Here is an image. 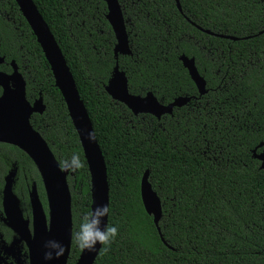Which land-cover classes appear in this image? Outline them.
<instances>
[{
	"label": "trees",
	"instance_id": "16d2710c",
	"mask_svg": "<svg viewBox=\"0 0 264 264\" xmlns=\"http://www.w3.org/2000/svg\"><path fill=\"white\" fill-rule=\"evenodd\" d=\"M58 43L105 160L110 215L118 228L93 264H264V169L250 154L264 138V0H119L131 55H118L128 89L163 104L190 101L159 119L134 115L104 89L115 64V37L103 0H33ZM194 23V24H193ZM234 35L238 40L217 37ZM248 38H243L247 37ZM0 70L14 60L26 98L45 109L30 122L58 162L78 153L84 167L67 176L73 231L90 212V178L81 145L49 65L14 0H0ZM194 57L207 92L197 89L179 56ZM16 168L14 193L29 210L40 175L25 152L0 142L4 177ZM161 200L162 242L140 198V178ZM73 233V232H72ZM80 249L71 240L67 264Z\"/></svg>",
	"mask_w": 264,
	"mask_h": 264
},
{
	"label": "water",
	"instance_id": "95a60500",
	"mask_svg": "<svg viewBox=\"0 0 264 264\" xmlns=\"http://www.w3.org/2000/svg\"><path fill=\"white\" fill-rule=\"evenodd\" d=\"M14 1L42 50L49 65L54 85L63 98L68 116L77 133L90 178V211L99 205H109V186L105 160L97 139L95 141L88 139V133L93 130V125L79 96L75 80L62 51L33 0ZM103 1L107 9L105 18L116 41L113 47L115 64L104 86L105 92L113 100L124 104L134 115L139 113L150 114L157 119L164 114H172V110L176 107L186 105L191 97L178 96L171 102L163 104L151 91L144 95L130 93L125 71L118 64V55H131L124 12L119 0ZM175 2L178 10L181 11L179 0H175ZM197 28L217 37L230 40L239 39L234 35L215 33L199 26ZM262 32L264 29L258 33ZM4 60V55L0 53V65L4 63ZM179 60L186 68L198 95L205 94L207 92L206 81L199 74L194 57L181 54ZM9 64L11 66L9 73L0 70V142L18 147L32 160L43 184L47 212L44 211L39 200L35 183H32L28 193L32 218L31 233L28 220L23 217L18 197L12 189L15 176V169L13 168L5 175L2 187L4 221L17 234L19 240L25 241L28 248L29 264H67L73 232L71 194L67 183V176L71 172L60 170L59 162L48 143L30 122L32 113H42L45 109L41 94L30 102L26 98V81L23 75L18 70L14 60H11ZM254 155L260 160L259 168L264 169V154ZM47 188L50 190L53 202V213L49 204ZM139 191L145 212L152 216L160 239L165 242L159 227L162 215L161 200L148 181V170H145L140 178ZM107 218L108 216L103 218L104 224H107ZM50 224L52 231L50 238L46 240ZM49 240L62 243L66 247L64 255L58 259L45 260L44 253L47 250L45 243ZM101 246L97 243L95 251L80 250L74 264H93Z\"/></svg>",
	"mask_w": 264,
	"mask_h": 264
},
{
	"label": "clouds",
	"instance_id": "9594fccd",
	"mask_svg": "<svg viewBox=\"0 0 264 264\" xmlns=\"http://www.w3.org/2000/svg\"><path fill=\"white\" fill-rule=\"evenodd\" d=\"M96 132L93 129L88 133V139L95 141ZM60 170L65 172H76L85 165L80 159L78 153H73L70 159L59 162ZM111 208L109 205L96 206L92 211L82 217L79 229L73 231L72 241L79 247L81 251H95L97 243L105 246L102 250L107 251L108 246L114 241L118 235V228L112 224H104V217L109 216ZM102 224L104 225L102 227ZM47 249L44 253L45 260L58 259L64 255L66 247L56 240H49L45 243Z\"/></svg>",
	"mask_w": 264,
	"mask_h": 264
},
{
	"label": "flooded vegetation",
	"instance_id": "af4514ba",
	"mask_svg": "<svg viewBox=\"0 0 264 264\" xmlns=\"http://www.w3.org/2000/svg\"><path fill=\"white\" fill-rule=\"evenodd\" d=\"M4 62H5V60H4ZM0 94H1V89H0ZM250 154H252L253 158L258 160L259 165H260V160L256 157H254L255 156L254 154H256V155L264 154V138L259 140L258 143L253 148L250 149ZM14 169H15V174H16V168H14ZM14 182H15V176H14V180H13V186H14ZM13 186H12V189H13ZM31 186L28 189V193L31 189ZM13 192H14V190H13ZM16 196L18 197L17 194H16ZM27 196H28V194H27ZM18 200H19V206H20V209L22 211L23 217L28 220V227L32 233V222H31L32 218H31L29 196H28L29 210L26 207H24V208L22 207L21 200L19 197H18ZM18 238L19 237L17 236V234L14 233L6 225V223L4 221V213H3V209H2V189H1V199H0V264H29L27 245H26L25 241L19 240ZM5 246H7V247H5ZM16 247H17L18 251H16Z\"/></svg>",
	"mask_w": 264,
	"mask_h": 264
},
{
	"label": "bare ground",
	"instance_id": "6f19581e",
	"mask_svg": "<svg viewBox=\"0 0 264 264\" xmlns=\"http://www.w3.org/2000/svg\"><path fill=\"white\" fill-rule=\"evenodd\" d=\"M47 191H48V196H49V204H50V207H51V211L53 213V202H52V198H51V194H50V190L49 188H47ZM51 224H52V221H51ZM50 224V229L46 235V240H48L50 238V235H51V231H52V226Z\"/></svg>",
	"mask_w": 264,
	"mask_h": 264
},
{
	"label": "rangeland",
	"instance_id": "374dc122",
	"mask_svg": "<svg viewBox=\"0 0 264 264\" xmlns=\"http://www.w3.org/2000/svg\"><path fill=\"white\" fill-rule=\"evenodd\" d=\"M5 247H7V246H5ZM5 247H4V248H5ZM16 251H18V250H17V247H16Z\"/></svg>",
	"mask_w": 264,
	"mask_h": 264
}]
</instances>
